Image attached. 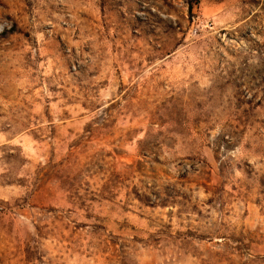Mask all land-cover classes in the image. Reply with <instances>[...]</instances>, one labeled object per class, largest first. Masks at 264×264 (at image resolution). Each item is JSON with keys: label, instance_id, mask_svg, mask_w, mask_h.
<instances>
[{"label": "rangeland", "instance_id": "374dc122", "mask_svg": "<svg viewBox=\"0 0 264 264\" xmlns=\"http://www.w3.org/2000/svg\"><path fill=\"white\" fill-rule=\"evenodd\" d=\"M0 264H264V0H0Z\"/></svg>", "mask_w": 264, "mask_h": 264}]
</instances>
